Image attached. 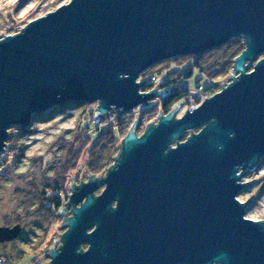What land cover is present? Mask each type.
<instances>
[{"label":"water","instance_id":"95a60500","mask_svg":"<svg viewBox=\"0 0 264 264\" xmlns=\"http://www.w3.org/2000/svg\"><path fill=\"white\" fill-rule=\"evenodd\" d=\"M26 25L0 38V156L34 116L71 104L97 103V122L146 111L169 94L142 92L153 66L246 46L222 91L178 119L180 102L143 134L134 120L105 176H72L50 264H264V221L239 199L264 157V0H71ZM21 232L2 226L0 244Z\"/></svg>","mask_w":264,"mask_h":264},{"label":"rangeland","instance_id":"374dc122","mask_svg":"<svg viewBox=\"0 0 264 264\" xmlns=\"http://www.w3.org/2000/svg\"><path fill=\"white\" fill-rule=\"evenodd\" d=\"M70 2L71 0H0V35L4 33V36L0 38L20 33L21 29L27 26L26 24L55 12L56 9ZM261 58L263 56H259L250 66L254 67ZM186 63L187 61L184 62ZM160 64L146 71L139 82L151 80L153 76H157L160 82H165L169 79L171 72L184 68V64L179 65L175 61H172L169 66ZM179 73L173 75V79ZM197 79L196 72L190 85L194 91L199 92L197 94H200V97L205 98L212 97L230 84V77L216 80L205 78L200 83L201 89L198 90ZM211 84H214V89L208 93V96H204L201 92L207 90ZM67 106H61L41 116H34L32 125L24 131L19 127L10 129L11 131L18 128L12 135L9 133L11 147L6 148L7 150L0 156V160L9 163L8 167L10 166L6 173L0 176V228L13 227L20 223L23 226V232L14 243L7 242L0 245V257L4 258L0 259V264L1 262H4L3 264H50V258L45 255L44 249L47 247L51 249L55 245L54 239H61L60 235L66 231L62 227L64 215H58V212L50 207L53 193L57 192L60 198L67 200L72 194V189H68L69 181L74 179L72 176H76V185H79L81 181H88L85 155L79 160L76 168H68L64 171L63 166L68 163L69 156L61 145L63 141L70 142L71 139L74 143L77 140V145L80 144L78 115L84 109L81 106L76 107L75 104ZM96 107L97 103L91 104L89 108L95 110ZM139 110L133 112L137 113L135 117H139ZM186 110H188L186 106H183L178 116L184 115ZM160 113L158 107L153 108L148 117L140 121V127L142 129L146 127L157 119ZM92 123L89 120L83 121L84 126L92 125ZM107 124L109 123L102 124V129H105ZM93 127L97 128L95 124ZM19 130L22 131L21 135ZM185 140L186 136L182 141ZM87 150H89L88 146L84 151ZM14 163L16 166L12 167ZM241 182L245 184L251 182L239 195L243 203L250 200L247 203L246 217L264 221V157L257 169L245 176ZM101 192L102 189L96 194ZM68 215L71 216V214ZM83 248L86 249L87 245L85 244Z\"/></svg>","mask_w":264,"mask_h":264},{"label":"trees","instance_id":"16d2710c","mask_svg":"<svg viewBox=\"0 0 264 264\" xmlns=\"http://www.w3.org/2000/svg\"><path fill=\"white\" fill-rule=\"evenodd\" d=\"M245 49L246 46L244 45V41L241 38H235L226 46L211 52H207L202 56L183 57V59H172L161 63L160 65L169 66L172 61H175L177 64L179 63V65H183L184 62L187 61V63L184 64L183 70L171 72L169 74V79L162 83L163 88H169L170 86L174 85V91H172V94L167 97L162 104H156L154 108L158 107L161 115H168L180 102H183L184 106H189L191 104L190 100L193 98V94L196 92L192 89L190 81L195 76L196 72L198 73L196 84L198 90L201 89L200 83L205 78L210 80L228 78L233 72L235 59L240 54H242ZM252 68L253 66H250V71ZM176 73H179V75L173 79L174 77L172 76ZM153 77L158 78L157 76ZM214 87V84H211L207 90L201 93H203L204 96H208V93L212 92ZM153 88L154 87L147 86L142 89V91H150ZM75 106H81L84 108L81 114L78 115V130L81 134V142L79 140L80 144L77 145V140L75 143L72 139L70 142L63 141L61 146L66 149L69 156L68 163L63 166L64 171H66L68 168H76V166L79 165V160L83 157V155H85V158L87 159V164L85 166L86 170L88 173H90V175L95 177H100L102 175L105 176L109 168L114 164L115 157L120 152L121 146H123V139L126 134H128L134 120L139 119L142 121L145 117H148V114H150V111L153 109L152 108L146 111L141 110V112H139V117H135L137 113H133L132 115H124L119 110H115V112L117 111L116 113L114 110H112L107 116L106 120H100L97 122L94 120L95 110H91L89 108V104H75ZM67 107H69V105ZM159 117L154 121L157 122ZM85 120H89L91 123L93 122L92 125L84 126L83 121ZM107 122L109 124H107L105 129H102L101 125ZM94 124L97 128L93 127ZM139 128L140 129H138V131H141L142 128L140 125ZM15 130H18V128L12 129L10 134L12 135ZM18 132L20 135L22 134L21 130ZM10 140L7 142L6 148L11 147ZM87 146L89 147V150L84 151ZM8 165L9 163L0 160V176H3V174L6 173L7 169L10 167H8ZM13 165L14 166L12 167H15L16 163ZM82 182L83 181H81L79 185ZM64 200H62V202L57 200L55 212H58L62 209L65 202ZM70 211L72 212V209H70ZM0 259H2V257H0ZM9 262H12V260H9Z\"/></svg>","mask_w":264,"mask_h":264},{"label":"flooded vegetation","instance_id":"af4514ba","mask_svg":"<svg viewBox=\"0 0 264 264\" xmlns=\"http://www.w3.org/2000/svg\"><path fill=\"white\" fill-rule=\"evenodd\" d=\"M158 79V78H157ZM153 77H152V79L151 80H142L141 82H146V84L148 85V86H151V87H158V86H160L161 87V89L162 90H168V96L167 97H169L171 94H172V91H174V85L173 86H170L169 88H163V82H160V81H158V83H154L153 81ZM151 90H153V89H151ZM150 90V91H151ZM142 92H149V91H142ZM197 93H199V92H195L194 94H193V97H195L196 95H197ZM166 97V98H167ZM165 98V99H166ZM164 99V100H165ZM193 98H191V100H192ZM164 100H161V99H157V100H155L154 102H155V105L156 104H162L163 102H164ZM190 100V101H191ZM186 108L187 109H191V104L188 106V105H186ZM138 110V109H137ZM136 110V111H137ZM139 112H141V110H139ZM183 116V114L181 115V116H178L177 118L179 119V118H181ZM146 128V127H145ZM199 130L200 129H197V130H194L195 131V133H197V132H199ZM143 132H144V130L142 131H139V133L140 134H143ZM191 135V133H186V140H187V138L189 137ZM102 190H103V188H101ZM100 189V190H101ZM97 196L98 195H100V193H98V194H96ZM57 197V198H56ZM70 197V196H69ZM69 198H67V200H68ZM57 200H60L61 202H62V198H60L59 196H58V194H57V192H54L53 193V198H52V205H50V207H52V209H54V210H56V202H57ZM65 202H64V204L67 202L66 200H64ZM72 212L70 211V214H71ZM58 215H60V210L58 211ZM72 215V214H71ZM17 225H20L21 226V228H22V232H23V226H22V224H20V223H17L16 224V226ZM15 226H13V227H9V228H14ZM22 232H21V234H22ZM21 234H20V236L16 239V240H14V241H17L20 237H21ZM11 242H13V241H11ZM14 243V242H13ZM4 244H6V243H4ZM4 244H0V245H4ZM62 245V242L60 241L59 242V244H58V247H60ZM87 248H88V245H87ZM86 248V249H87ZM85 248H84V250H86ZM51 261V260H50Z\"/></svg>","mask_w":264,"mask_h":264},{"label":"built area","instance_id":"2783aa9c","mask_svg":"<svg viewBox=\"0 0 264 264\" xmlns=\"http://www.w3.org/2000/svg\"><path fill=\"white\" fill-rule=\"evenodd\" d=\"M154 83H158V79L156 77H153L152 80ZM200 94H197L195 97H193V99L191 100V109H196L198 106H200L204 101H205V97H200ZM145 130V127L142 129V131ZM4 263V262H3ZM1 262V264H3Z\"/></svg>","mask_w":264,"mask_h":264}]
</instances>
